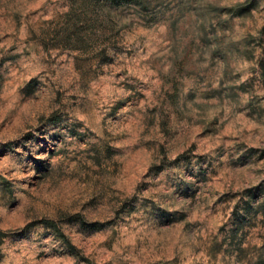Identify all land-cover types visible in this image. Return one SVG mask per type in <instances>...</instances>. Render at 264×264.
<instances>
[{
  "label": "rangeland",
  "instance_id": "1",
  "mask_svg": "<svg viewBox=\"0 0 264 264\" xmlns=\"http://www.w3.org/2000/svg\"><path fill=\"white\" fill-rule=\"evenodd\" d=\"M0 0V264H264V0Z\"/></svg>",
  "mask_w": 264,
  "mask_h": 264
},
{
  "label": "trees",
  "instance_id": "2",
  "mask_svg": "<svg viewBox=\"0 0 264 264\" xmlns=\"http://www.w3.org/2000/svg\"><path fill=\"white\" fill-rule=\"evenodd\" d=\"M127 2H136L135 0H125Z\"/></svg>",
  "mask_w": 264,
  "mask_h": 264
}]
</instances>
